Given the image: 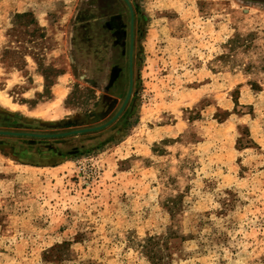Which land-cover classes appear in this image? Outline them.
I'll return each mask as SVG.
<instances>
[{"label": "rangeland", "instance_id": "obj_1", "mask_svg": "<svg viewBox=\"0 0 264 264\" xmlns=\"http://www.w3.org/2000/svg\"><path fill=\"white\" fill-rule=\"evenodd\" d=\"M101 2L0 0V264H264V0H129L115 117Z\"/></svg>", "mask_w": 264, "mask_h": 264}, {"label": "flooded vegetation", "instance_id": "obj_2", "mask_svg": "<svg viewBox=\"0 0 264 264\" xmlns=\"http://www.w3.org/2000/svg\"><path fill=\"white\" fill-rule=\"evenodd\" d=\"M102 2L96 8L95 16L88 18L83 25L82 44L83 49L92 57L100 58L102 64H107L105 87L107 94L120 100L118 109L111 117L122 112L125 107L124 99L129 86V53L134 47V38L136 32L135 16L132 7L128 6L126 0H101ZM129 1V0H128ZM130 3V2H129ZM124 4V6H123ZM126 6V7H125ZM131 6V4H130ZM126 8V9H125ZM132 11V12H131ZM126 56V57H125ZM126 58V64H125ZM132 70V63H131ZM126 86V92L123 89ZM88 128V127H85ZM80 129V128H78ZM75 130V129H72ZM3 131V130H1ZM70 131V130H68ZM83 131V132H89ZM9 132V131H7ZM67 132V131H63ZM29 136H38L32 134H47L34 132H18L17 134H26ZM29 133V134H28ZM61 133V132H57ZM82 132H79V134ZM16 134V133H15ZM54 134V133H49ZM76 134V133H69ZM69 134L56 135L66 136Z\"/></svg>", "mask_w": 264, "mask_h": 264}, {"label": "water", "instance_id": "obj_3", "mask_svg": "<svg viewBox=\"0 0 264 264\" xmlns=\"http://www.w3.org/2000/svg\"><path fill=\"white\" fill-rule=\"evenodd\" d=\"M126 2L128 3V6L131 8L130 3L128 0H126ZM132 12V11H131ZM129 57H130V67H129V86H128V90L124 99V103L127 101V99L129 98V95L131 93V88H132V70H131V51L129 53ZM100 127V126H97ZM97 127H88V128H80V129H75V130H70L67 132H61V133H54V134H32V135H38V136H56V135H63V134H69V133H79V132H83V131H88V130H93ZM0 133H11V132H7V131H0ZM27 134V133H26ZM29 134V133H28Z\"/></svg>", "mask_w": 264, "mask_h": 264}]
</instances>
